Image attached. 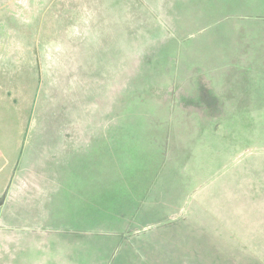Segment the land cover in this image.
Returning <instances> with one entry per match:
<instances>
[{"label": "rangeland", "instance_id": "obj_1", "mask_svg": "<svg viewBox=\"0 0 264 264\" xmlns=\"http://www.w3.org/2000/svg\"><path fill=\"white\" fill-rule=\"evenodd\" d=\"M0 73V264H264V0H0Z\"/></svg>", "mask_w": 264, "mask_h": 264}, {"label": "crops", "instance_id": "obj_2", "mask_svg": "<svg viewBox=\"0 0 264 264\" xmlns=\"http://www.w3.org/2000/svg\"><path fill=\"white\" fill-rule=\"evenodd\" d=\"M4 75V74H7V73H0V75ZM5 85H7V83L5 82ZM1 86V85H0ZM94 136H96V134H94ZM100 136V135H99ZM102 136V135H101ZM53 138L54 137H52V138H48V137H38L35 141H36V143L34 144V150L35 149H37V148H43L44 149V147H45V149L46 150H48L47 152H46V156H48L49 154V150H52V149H54V143H43V140H46V141H48L49 139L51 140H53ZM94 138V137H93ZM112 138V137H111ZM70 139V138H69ZM84 139H86V137L84 138ZM81 139H79V141H80ZM93 140H95V139H93ZM99 140H101V137L97 140L98 142H96V143H94L93 145H91V146H94V147H97V146H99L100 144H99ZM38 141H39V143L40 144H37L38 143ZM40 141H42V142H40ZM96 141V140H95ZM43 143V144H42ZM101 143V145L103 146V142H100ZM74 144H77L76 145V147H78V148H80V146L82 147L83 145H82V143H74ZM86 145V144H85ZM39 146H41V147H39ZM75 146V145H74ZM64 147H66V148H68L69 149V147H67V145H65ZM101 147V146H100ZM112 147H114V145H112ZM111 147V148H112ZM94 150H96V149H93V151ZM101 150V149H100ZM44 151V150H43ZM33 155V154H32ZM48 158H44L43 159V157H41V158H39V156H38V158H37V160H36V163L38 164H36V166H34V169L33 168H30V169H27V170H30V171H32V170H34V173H36V178H41L42 180H44V181H46V183L48 184V182H49V180H51V182H50V200H51V202H54L53 201V199H54V196H55V191H54V169H53V167L52 166H50L49 165V161L47 160ZM12 163V160H10L9 159V155H8V151L7 150H5L4 149V147L2 146V144L0 143V171H3V170H8V165H10ZM14 169H10L9 168V171H13ZM79 170V169H78ZM77 170V171H78ZM15 171H16V169H15ZM80 171V170H79ZM80 186V185H79ZM78 186V187H79ZM1 187H3V184H0V188ZM69 188H70V186H68ZM80 188V187H79ZM0 193H1V191H0ZM49 196V195H48ZM13 205V204H12Z\"/></svg>", "mask_w": 264, "mask_h": 264}]
</instances>
